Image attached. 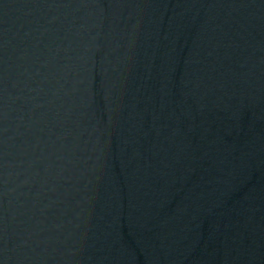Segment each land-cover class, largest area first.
<instances>
[{"label":"water","instance_id":"obj_1","mask_svg":"<svg viewBox=\"0 0 264 264\" xmlns=\"http://www.w3.org/2000/svg\"><path fill=\"white\" fill-rule=\"evenodd\" d=\"M0 264H264V0H0Z\"/></svg>","mask_w":264,"mask_h":264}]
</instances>
